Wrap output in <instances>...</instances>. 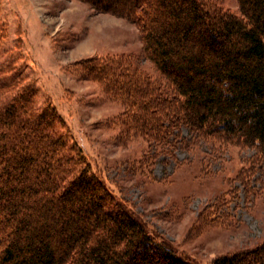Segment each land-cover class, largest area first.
<instances>
[{"label":"trees","instance_id":"trees-1","mask_svg":"<svg viewBox=\"0 0 264 264\" xmlns=\"http://www.w3.org/2000/svg\"><path fill=\"white\" fill-rule=\"evenodd\" d=\"M83 1L135 24L162 77L123 54L79 64L122 104L119 136L148 142L137 168L174 156L182 127L193 143L254 150L234 178L264 162V0H237V13L209 0ZM5 28L0 18V41ZM15 66H0V97L12 94L0 104V264H196L90 170L64 119L49 103L36 106L35 87ZM216 211L209 222L221 221ZM212 264H264V241Z\"/></svg>","mask_w":264,"mask_h":264},{"label":"rangeland","instance_id":"rangeland-1","mask_svg":"<svg viewBox=\"0 0 264 264\" xmlns=\"http://www.w3.org/2000/svg\"><path fill=\"white\" fill-rule=\"evenodd\" d=\"M209 1L238 12L237 0ZM0 18L6 27L0 66L14 62L22 68L23 81L36 89V106L55 107L65 121L62 131L81 149L90 170L153 233L196 264H212L217 255L264 241V162L245 179L233 177L248 166L254 150L193 143L182 127L174 156L159 153L137 168L148 142L141 136L122 139L114 122L122 104L83 78L81 61L123 54L162 79L143 56L135 24L83 0H0ZM11 96L0 97V104ZM215 208L217 224L206 217Z\"/></svg>","mask_w":264,"mask_h":264}]
</instances>
